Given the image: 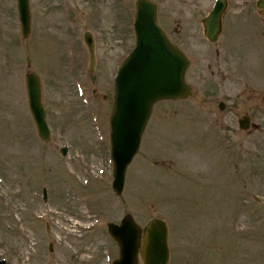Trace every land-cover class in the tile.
Here are the masks:
<instances>
[{
    "label": "rangeland",
    "instance_id": "1",
    "mask_svg": "<svg viewBox=\"0 0 264 264\" xmlns=\"http://www.w3.org/2000/svg\"><path fill=\"white\" fill-rule=\"evenodd\" d=\"M136 1L31 0V32L23 37L16 0H0V257L9 264H111L119 248L107 224L131 213L142 226L154 217L167 221L169 264H264V220L216 219L231 197L237 206L251 173L264 204V130L244 142L223 129L231 117L220 113V99L205 98L217 94L204 81L214 80L218 60H264L263 14L256 0H228L212 43L202 19L216 0H152L160 25L191 60L186 80L195 94L155 104L118 195L109 118L116 71L136 42ZM85 31L94 36L93 71ZM29 71L42 79L49 142L28 107Z\"/></svg>",
    "mask_w": 264,
    "mask_h": 264
},
{
    "label": "water",
    "instance_id": "2",
    "mask_svg": "<svg viewBox=\"0 0 264 264\" xmlns=\"http://www.w3.org/2000/svg\"><path fill=\"white\" fill-rule=\"evenodd\" d=\"M23 36L31 29L29 0H17ZM225 0H218L210 15L204 19L205 34L217 39ZM134 23L136 46L119 67L114 81V103L110 116L112 187L121 194L128 165L137 153L153 105L162 99L186 98L191 87L185 81L189 64L186 55L173 44L157 22V5L149 0H137ZM86 42L94 64L93 40L87 33ZM29 108L43 141L51 138L47 111L42 99L39 75L25 76ZM68 148L62 147L63 154ZM46 198V190L44 191ZM109 233L117 241L119 258L112 264H168V225L161 218L151 219L141 227L132 214H126L119 224L110 222ZM0 264H8L0 258Z\"/></svg>",
    "mask_w": 264,
    "mask_h": 264
},
{
    "label": "flooded vegetation",
    "instance_id": "3",
    "mask_svg": "<svg viewBox=\"0 0 264 264\" xmlns=\"http://www.w3.org/2000/svg\"><path fill=\"white\" fill-rule=\"evenodd\" d=\"M258 11L263 14L264 22V9L258 8ZM261 32L264 36V26ZM126 56L125 51L124 57ZM65 59L75 60L72 57ZM210 76L214 80L205 77L206 91L217 95H205V98L220 99L218 102L220 113L224 117L229 115L232 120L230 126L223 124V129H230L237 136L242 134L244 142L252 140L256 130H264V60H218L216 74ZM252 174L245 183L242 194L237 197V206L233 207L231 197L230 205L216 208L217 222H263L264 219L257 215L256 210H261L259 213L264 216V204L262 197L252 190ZM230 182L232 185L227 187L231 194L237 196L236 181L231 179ZM228 210L232 211L234 219H230Z\"/></svg>",
    "mask_w": 264,
    "mask_h": 264
}]
</instances>
